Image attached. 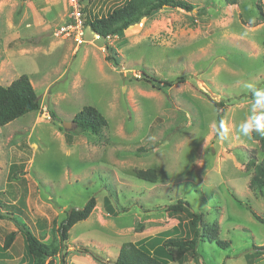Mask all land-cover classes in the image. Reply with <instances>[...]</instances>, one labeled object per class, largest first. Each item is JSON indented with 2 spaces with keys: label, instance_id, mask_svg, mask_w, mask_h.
<instances>
[{
  "label": "rangeland",
  "instance_id": "rangeland-1",
  "mask_svg": "<svg viewBox=\"0 0 264 264\" xmlns=\"http://www.w3.org/2000/svg\"><path fill=\"white\" fill-rule=\"evenodd\" d=\"M123 1L83 7L103 17ZM188 1L192 11L164 7L125 36L96 39L84 29L76 50L56 34L67 0H0V84L26 74L41 100L39 110L0 126V249L16 232L1 264L27 262L17 222L61 249L54 264H63L62 251L65 264H113L125 242L184 234L190 211L217 224L230 246L201 241L199 260L184 264H264V225L252 214L264 218V191L250 188L246 165L263 153L254 131H241L264 114L255 98L264 88L259 0ZM152 77L172 86L159 90ZM86 105L108 121L99 134L73 122ZM140 169H155L157 182L139 179ZM92 196L95 208L62 247V220ZM179 201L188 210L169 215Z\"/></svg>",
  "mask_w": 264,
  "mask_h": 264
},
{
  "label": "trees",
  "instance_id": "trees-1",
  "mask_svg": "<svg viewBox=\"0 0 264 264\" xmlns=\"http://www.w3.org/2000/svg\"><path fill=\"white\" fill-rule=\"evenodd\" d=\"M222 1L227 5H235L241 0ZM261 2L262 0H259L257 7L260 11L261 19H263L264 13ZM164 7L185 11H192L195 8L194 4L188 0H124L103 17L102 15H90L91 12L85 8L84 26L85 29L90 30L93 34H99L103 39H107L109 36L121 37L134 31L141 22L140 20L152 16ZM110 48V46H106V49L109 51H111ZM107 58L110 59L111 57L107 55ZM113 62L117 63V60L113 59ZM146 81L159 90L172 86L168 81L158 80V78L154 77ZM40 103V97L36 93L29 76L26 74L15 78L7 86L0 84V126H5L30 112L39 110L41 107ZM52 114L54 117L56 116L55 113L52 112ZM73 122L80 130L92 134H99L108 124L105 116L96 107L91 105L84 106L75 115ZM251 137L253 140L259 142L263 156L260 162H257L252 157L246 164L248 171L252 172L249 186L252 189L257 188L264 191V135L257 134L254 131ZM136 176L145 181L157 182L158 180L155 169L137 170ZM184 205L189 206V203L179 201L167 207V212L169 215H174L181 211H187L188 208ZM95 206L96 200L92 196L82 208H73L71 213L67 212V216L62 220L58 228L62 247H67L66 242L69 239V231L72 227L76 223L88 218ZM252 214L264 225V218L255 212H252ZM189 215L188 222L184 224V234L167 236L170 232L164 231L158 236L149 239L146 238L137 242H125L120 247L119 254L113 264H184L189 260V257L199 260L198 244L201 241L208 240L210 243H216L222 248L230 246L229 241H223L219 238V226L217 224H208L203 221L202 213L190 211ZM0 218L5 219L7 217L0 213ZM17 226H19L25 242V258L27 260L25 264H54L53 257L61 249L56 244L40 240L27 224L17 222ZM179 226H182L181 222ZM15 236V231L6 236L4 244L0 249V256L6 255L5 252L11 248ZM81 250L84 253L91 254L93 257H98L95 253L96 251L94 252L90 247L83 246ZM261 250H264V246ZM61 255V260L65 264L66 252L62 251Z\"/></svg>",
  "mask_w": 264,
  "mask_h": 264
},
{
  "label": "built area",
  "instance_id": "built-area-1",
  "mask_svg": "<svg viewBox=\"0 0 264 264\" xmlns=\"http://www.w3.org/2000/svg\"><path fill=\"white\" fill-rule=\"evenodd\" d=\"M24 1H38V0H24ZM93 0H67L69 5V13L65 24L56 32L58 36L65 39H71L77 50L80 45L84 44L85 39V12L84 2ZM96 39L101 38L99 34L94 33ZM108 39L110 38L107 37Z\"/></svg>",
  "mask_w": 264,
  "mask_h": 264
},
{
  "label": "clouds",
  "instance_id": "clouds-1",
  "mask_svg": "<svg viewBox=\"0 0 264 264\" xmlns=\"http://www.w3.org/2000/svg\"><path fill=\"white\" fill-rule=\"evenodd\" d=\"M255 98L258 104H264V88L259 89L255 93ZM219 129L222 131L219 132V139L224 140L227 138V128L225 127L224 121L219 122ZM241 131L245 135H249L251 132L255 131V133L264 135V114L259 118H254L249 120L245 124L241 126Z\"/></svg>",
  "mask_w": 264,
  "mask_h": 264
},
{
  "label": "water",
  "instance_id": "water-1",
  "mask_svg": "<svg viewBox=\"0 0 264 264\" xmlns=\"http://www.w3.org/2000/svg\"><path fill=\"white\" fill-rule=\"evenodd\" d=\"M63 127L65 128V129H70V122H64L63 123ZM72 210V209H71ZM71 210H69V213H71Z\"/></svg>",
  "mask_w": 264,
  "mask_h": 264
},
{
  "label": "crops",
  "instance_id": "crops-1",
  "mask_svg": "<svg viewBox=\"0 0 264 264\" xmlns=\"http://www.w3.org/2000/svg\"><path fill=\"white\" fill-rule=\"evenodd\" d=\"M121 247V246H120ZM118 255H116L115 257H117Z\"/></svg>",
  "mask_w": 264,
  "mask_h": 264
}]
</instances>
